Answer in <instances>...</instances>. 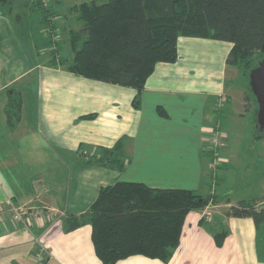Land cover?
<instances>
[{
	"label": "crops",
	"instance_id": "crops-1",
	"mask_svg": "<svg viewBox=\"0 0 264 264\" xmlns=\"http://www.w3.org/2000/svg\"><path fill=\"white\" fill-rule=\"evenodd\" d=\"M61 3L54 0L51 7L56 11ZM17 6L14 1L12 13L0 9V264H39L40 247L45 248L42 264H102L90 225L66 231L64 220L86 212L99 188L118 180L217 195L216 187L226 176L224 166L240 155L238 129L231 144L218 149L222 166L211 178V131L221 129L223 110L231 103L226 94L227 72L234 68L226 64L230 42L180 36L177 60L155 65L134 107L133 88L50 65L48 26L32 1ZM24 8L27 15H22ZM58 18L56 14L52 20L51 33L57 35V46ZM78 28H68L67 41L69 30ZM59 48V56L68 60ZM10 86L22 94L21 119L13 129L4 114ZM233 105L242 116L241 101ZM89 113L95 117H82ZM119 139L122 169L90 160ZM255 140L264 150V139ZM260 177L259 172L258 183L264 184ZM217 197V203L205 208L210 221H201L202 211L186 215L180 245L167 262L131 255L115 264H264V221L257 226L252 217H225L224 210L241 198ZM252 198L259 199L256 209H261L264 192ZM8 199L43 212L29 216L26 227L13 220ZM223 227L228 234L217 246L213 234Z\"/></svg>",
	"mask_w": 264,
	"mask_h": 264
},
{
	"label": "trees",
	"instance_id": "trees-1",
	"mask_svg": "<svg viewBox=\"0 0 264 264\" xmlns=\"http://www.w3.org/2000/svg\"><path fill=\"white\" fill-rule=\"evenodd\" d=\"M14 1L0 0V9L12 13ZM33 6L49 28L48 42L52 45L55 10L44 0H35ZM69 11L81 22L78 29L69 30L72 57L59 56L60 45L55 44L50 48L49 64H60L92 80L133 88L134 107H138L139 94L155 65L177 60L180 36L230 42L226 64L246 82L243 110L252 113L257 124L258 105L249 85V72L264 59V0H88L73 4ZM21 112L20 89L10 86L4 105L10 129L20 121ZM82 117L91 119L95 113ZM253 136L264 138V129L259 128ZM100 150L91 156L92 162L122 169L121 139ZM218 201L215 193L204 195L188 188L118 180L101 186L86 212L68 215L64 228L70 231L89 224L94 252L102 264H115L131 255L167 262L180 245L186 215L194 210L203 213L206 206ZM258 202V198L240 199L224 210V216L252 217L259 226L264 221V205L257 210ZM227 234L224 227L213 234L217 246Z\"/></svg>",
	"mask_w": 264,
	"mask_h": 264
},
{
	"label": "rangeland",
	"instance_id": "rangeland-1",
	"mask_svg": "<svg viewBox=\"0 0 264 264\" xmlns=\"http://www.w3.org/2000/svg\"><path fill=\"white\" fill-rule=\"evenodd\" d=\"M21 1L24 0H15V5L17 6V4H19ZM29 1L34 2L35 0ZM82 1L88 0H62L60 6H56L55 8V13L57 14V16H59L58 28H60L59 30L61 31L59 32V45L61 47V52L63 56L68 57V60L71 59V51L67 41V30L69 27L78 28L81 25V22L76 18V14H73L69 11V7L73 4ZM47 2L50 6H53L54 0H47ZM17 8L19 10L20 6H17ZM21 11L22 15L28 12V10L25 8ZM56 41H54L53 46H55ZM216 41H218L221 45H226L229 43L227 41L222 40ZM246 88V82L243 78L238 76L237 70L234 68L232 70H228L226 81V94L230 96L231 103L228 106L229 110H223L224 116L221 121V129L223 132V138L225 139L223 140L222 147L231 144L234 138L233 136H231V134H233L235 130L239 129L241 130L240 135L238 137V151L240 155L236 159H231L230 162L227 164V167L224 166L223 173L226 176L223 182L217 185L216 193L219 196L227 195L234 199H249L252 198V195L254 194L257 195L260 192H264V190H260L259 188L264 187V184L261 183L264 181V150H262V144L256 141L253 137L254 133H256L259 128L257 127V124L254 123V117L252 113L244 112V110L242 109L243 115L240 116L236 114L235 107L233 105H236L237 102L241 101L243 108V94ZM235 120L239 122L238 125L233 122ZM222 156L226 158L225 155ZM226 169L227 173L225 172ZM259 172L261 173V177L259 178L261 184L258 183Z\"/></svg>",
	"mask_w": 264,
	"mask_h": 264
},
{
	"label": "built area",
	"instance_id": "built-area-1",
	"mask_svg": "<svg viewBox=\"0 0 264 264\" xmlns=\"http://www.w3.org/2000/svg\"><path fill=\"white\" fill-rule=\"evenodd\" d=\"M53 34L52 40L56 41L57 35ZM50 48L53 49V44L50 45ZM223 132L220 128H213L210 135V152L212 155L210 166L212 171L218 168V166L221 163V160L219 158L218 149L222 146L223 143ZM7 209L11 213V216L13 220L17 223H21L25 225L26 227H29L30 221L29 216L37 217L39 216L43 210L37 209V208H24L20 206H16L11 200H7ZM4 212V208H0V214ZM202 216L205 218V220H210V212L209 210H204L202 213ZM45 248L40 247L39 251L36 253V260L39 264L44 263V254Z\"/></svg>",
	"mask_w": 264,
	"mask_h": 264
},
{
	"label": "water",
	"instance_id": "water-1",
	"mask_svg": "<svg viewBox=\"0 0 264 264\" xmlns=\"http://www.w3.org/2000/svg\"><path fill=\"white\" fill-rule=\"evenodd\" d=\"M249 85L258 105L257 126L264 129V59L250 70Z\"/></svg>",
	"mask_w": 264,
	"mask_h": 264
}]
</instances>
